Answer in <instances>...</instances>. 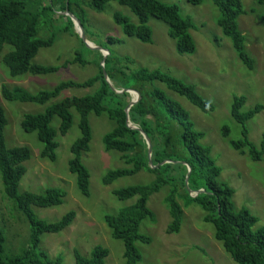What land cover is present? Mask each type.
<instances>
[{
    "label": "rangeland",
    "instance_id": "rangeland-1",
    "mask_svg": "<svg viewBox=\"0 0 264 264\" xmlns=\"http://www.w3.org/2000/svg\"><path fill=\"white\" fill-rule=\"evenodd\" d=\"M23 1L37 12L41 6L48 7L50 4V0H36L39 3L37 5L33 4L34 0ZM51 1L54 3L53 13L46 12L39 16L36 38L46 40L52 35L53 42L49 47L39 48L30 63L55 67L56 70L45 75L24 73L11 76L1 61L11 48L3 45L0 50V88H20L34 94L50 90L63 81L81 83L97 73L101 59L97 55L99 53L86 50L73 31L72 34L61 31L66 16L57 11V0ZM76 1L84 14L82 31L88 42L105 50L111 58L116 57L119 65L124 68L157 69L192 85L196 93L212 105L210 112L202 113L182 97L155 83L168 98L187 112L193 130L201 133L199 143L209 148L210 157L220 169L217 180L225 183L233 192L231 202L234 209L244 207L255 217L252 230L264 226V145L260 160L253 161L245 149L241 152L233 150L229 143L240 138L241 127L229 115L233 97L244 98L240 112L252 109L255 104H264V23L260 20L264 16V1L239 0L243 12L236 18V25L244 38V52L253 60L252 69L238 62L229 39L217 27V11L211 0H202L198 6L190 5L185 0H157L175 5L179 15L190 18L193 23L194 29L189 34L194 43V52L188 55L175 52L174 43L167 36V25L152 17L147 19L151 42L143 44L133 37L123 35L120 26L112 20L113 13H118L136 25V17L126 7L110 1L97 13L88 8V0ZM76 53L87 63H71ZM65 62L68 63L62 66ZM95 87L64 89L56 99L44 105L7 102L0 96V108L6 121L3 128L5 147H25L29 152L28 159L22 163L25 173L18 183V193L41 194L48 187L61 189L65 196L60 205L30 209L38 219L46 222H56L68 211L74 213L70 225L61 232L39 236L38 249L50 259L59 255L60 264H74L73 250L87 257L96 245L108 251L103 264H124L121 242L111 238L110 229L102 218L115 215L118 209L132 204L135 199L118 201L111 191L144 185L154 179L152 174L140 171L120 177L109 185L100 183L107 171L124 167L119 153L104 151L102 148L101 137L113 127V123L104 114L87 116L90 141L88 151L81 154V163L89 174L87 197L79 193L75 186V176L67 170L69 146L79 136L77 114L71 109L70 128L65 135L55 136L57 147L53 161L40 158L38 153L41 147L35 134L24 133L19 128L23 115L40 113L46 106L64 97L89 95ZM125 95L126 103L134 98L131 93ZM50 126L57 131L56 117L51 120ZM223 127L227 130L225 137L222 135ZM244 128L248 141L258 149L264 134V109L247 120ZM168 191V186H162L147 198L146 208L152 218L141 222L139 232L149 241L135 243L140 254L138 264H234L213 240L212 226L203 221L204 212L195 204H185L182 199H177L182 210L181 226L176 234L166 233L170 219L164 198ZM0 229L4 235L3 257L18 255L27 247L28 224L13 201L3 195L1 180Z\"/></svg>",
    "mask_w": 264,
    "mask_h": 264
},
{
    "label": "trees",
    "instance_id": "trees-1",
    "mask_svg": "<svg viewBox=\"0 0 264 264\" xmlns=\"http://www.w3.org/2000/svg\"><path fill=\"white\" fill-rule=\"evenodd\" d=\"M116 2L126 7L137 19V24H131L128 19L118 13H113V22L120 26L121 32L127 37H133L143 44L151 42V31L147 26L148 17H152L167 25V36L174 43L178 55H188L194 52V43L189 31L194 29L190 18L182 17L175 5H168L157 0H88V8L100 13L107 2ZM188 4L198 6L202 0H185ZM264 0H257L262 3ZM35 5L39 4L34 0ZM217 11L216 25L223 36L229 39L231 48L238 62L247 69H252L253 60L244 52L243 36L238 31L236 18L242 14L239 0H211ZM57 11L66 10L72 14L82 27L84 14L76 0H57ZM54 3L50 0L48 7L41 6L40 11L32 10L23 0H0V50L8 45L11 50L2 57V63L11 76L24 73L45 75L56 70L55 67L31 64L39 48L49 47L53 36L46 40L36 38L37 21L41 14H52ZM65 26L61 28L72 34V25L67 17ZM264 23V16L260 17ZM110 40L109 38H106ZM83 49V47H82ZM84 50V49H83ZM76 52V51H75ZM100 58L99 54H97ZM107 55L103 61V69L111 86L115 90L135 89L140 98L137 103L128 108V121L141 130L149 139L151 152L150 164L147 166L146 147L137 131L126 127L123 109L126 93H113L104 82L101 70L81 83L63 81L50 90L27 93L20 88L7 90L0 88V96L7 102L31 103L44 105L56 99L67 88H89L96 85L89 95L64 97L46 106L36 114H25L19 121V128L24 133H34L40 144L39 157L48 161L55 158L57 147L55 136L65 135L71 125L72 109L77 114V129L79 136L69 146L67 170L75 176V186L82 196L89 195V174L81 163V154L88 151L90 128L87 122L89 114L101 115L113 123V127L101 137L104 151L119 153L123 168L107 171L101 178L102 185H109L123 176L134 175L143 171L152 174L154 179L144 185L127 186L111 191L118 201L134 198V202L118 209L115 215H105L102 220L110 229L112 239L119 240L122 245L124 264H138L140 254L135 243H146L149 239L139 232V225L152 215L146 208L149 195L162 186H168V194L164 198L170 222L166 233L176 234L181 226L182 210L177 199L185 204H195L203 212V221L210 223L213 229V240L228 255L234 264H264V226L252 230L256 222L246 208L234 209L231 202L232 190L223 182L217 180L220 169L209 155V148L199 143L202 135L192 128L187 112L175 101L155 86L161 84L166 90L182 97L190 105L202 113L212 110V105L202 99L190 84L183 83L159 70L137 68L129 70L119 65V60ZM84 65L87 62L76 53L71 63ZM68 62L62 64L65 66ZM244 98L233 97L229 108L232 120L239 124L240 138L230 141V147L239 152L245 149L253 161H259L263 152L264 134L259 148L247 139L244 123L264 109V104H255L252 109L240 112ZM58 119L57 131L51 128L50 122ZM5 118L0 108V180L3 195L13 201L16 209L22 214L28 224V245L18 255L3 257L4 235L0 229V264H60L61 257L57 255L50 259L46 253L38 249L39 236L44 233L57 234L70 225L74 213L68 211L56 222H46L38 219L30 207L51 208L61 204L65 196L63 190L46 188L41 194L29 192L18 193V183L25 173L22 163L29 157L25 147L6 148L3 141ZM222 135H227L225 127ZM169 162V163H166ZM185 165L189 166L186 187L189 191L201 190L196 197L188 196L184 188L186 176ZM108 251L100 245L94 246L87 257L72 251L74 264H103Z\"/></svg>",
    "mask_w": 264,
    "mask_h": 264
},
{
    "label": "water",
    "instance_id": "water-1",
    "mask_svg": "<svg viewBox=\"0 0 264 264\" xmlns=\"http://www.w3.org/2000/svg\"><path fill=\"white\" fill-rule=\"evenodd\" d=\"M63 16H66L69 21L71 22V25H72V31L74 32V34L81 40L82 42V45L84 46V48L86 50H89V51H97L99 54H100V62H99V68L101 70V74H102V77H103V80L104 82L107 84L108 88L115 94L117 95H121V94H124V93H135V96L134 98L129 101L126 105V107L123 109V112H124V117H125V122H126V127L131 129V130H134V131H137L138 134L140 135L141 139L143 140L144 144H145V147H146V152H147V166L148 168L150 169H153L154 167L156 166H152L150 164V152H151V146H150V142H149V139L145 136V134L139 130L137 127L135 126H132L129 121H128V116H127V113H128V108L133 106L135 103L138 102L139 98H140V94L138 91H136L135 89H121V90H115L113 89V87L111 86V83L109 82L108 78L106 77L105 75V72H104V69H103V61L105 59V57L108 55L107 52L101 48H97V47H90L88 44H87V41L84 37V34H83V31H82V27L81 25L79 24L78 20L72 15L70 14L69 12H67L66 10H64L62 13ZM166 163H169V162H166ZM185 168H186V176L184 178V188L186 190V192L188 193V196H190L191 198H194L196 197L198 194L202 193L201 190H198V191H195V192H192V191H189L186 187V181H187V175L189 174L190 172V168L189 166L185 165Z\"/></svg>",
    "mask_w": 264,
    "mask_h": 264
},
{
    "label": "bare ground",
    "instance_id": "bare-ground-1",
    "mask_svg": "<svg viewBox=\"0 0 264 264\" xmlns=\"http://www.w3.org/2000/svg\"><path fill=\"white\" fill-rule=\"evenodd\" d=\"M86 41H87V40H86ZM87 44H88L89 46L94 47V45H93L92 43L88 42V41H87ZM132 95L135 96V93H132Z\"/></svg>",
    "mask_w": 264,
    "mask_h": 264
}]
</instances>
